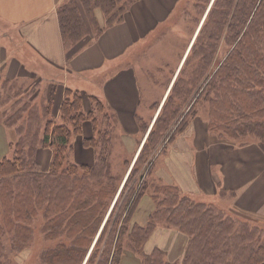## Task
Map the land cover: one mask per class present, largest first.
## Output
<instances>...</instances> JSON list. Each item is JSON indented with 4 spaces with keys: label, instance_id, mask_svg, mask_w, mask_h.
Wrapping results in <instances>:
<instances>
[{
    "label": "trees",
    "instance_id": "trees-1",
    "mask_svg": "<svg viewBox=\"0 0 264 264\" xmlns=\"http://www.w3.org/2000/svg\"><path fill=\"white\" fill-rule=\"evenodd\" d=\"M134 1L62 0L56 16L66 53L72 55L104 28L122 21ZM207 7L119 192L121 182L115 184L109 173L111 133L103 121L113 116L98 98L89 96L85 110L83 95L66 89L59 122L49 99L40 104V114L32 101H22L20 90L14 99H0V122L13 132L9 154L0 157V264L7 262L5 235L10 250L21 248L38 210L45 237L54 242L41 250L39 264H118L125 251L138 255V264H264V236L254 238L248 224L236 226L231 216L181 194L175 185H151L152 210L144 223L132 220L150 187L145 179L154 160L138 182L141 168L164 140L171 142L185 130L200 100L208 101L207 129L219 139L239 141L251 135L264 141V0H207L198 19ZM221 43L229 49L216 63ZM9 103L10 110L3 108ZM85 122L91 128L87 136L82 133ZM77 135L83 147L95 152L91 164L67 160ZM44 148L51 150L47 171L39 170L36 159ZM158 224L188 237L179 261H168L158 247L144 250Z\"/></svg>",
    "mask_w": 264,
    "mask_h": 264
},
{
    "label": "crops",
    "instance_id": "crops-1",
    "mask_svg": "<svg viewBox=\"0 0 264 264\" xmlns=\"http://www.w3.org/2000/svg\"><path fill=\"white\" fill-rule=\"evenodd\" d=\"M61 1L0 0V84L8 81L9 86L21 88L22 95V84L28 82V87L31 82H37L39 94H44L43 98L52 103L54 119H59L66 89L83 95L85 110L90 106L88 97L94 96L111 112L114 121L119 122L123 117L129 119L132 128L125 131L120 127L118 132V135L126 133L122 135L121 144L126 143L125 137L130 134L132 142L127 144L134 145L125 177L183 66L206 10L193 32L188 33L159 98L143 102L131 66L120 69L107 78L105 84H99L96 77L107 68L111 70L121 55L127 54L153 27L176 14L180 5L183 11L185 0H136L126 10L122 21L104 28L72 55L66 53L59 31L56 7ZM173 28H176L174 24ZM88 85L94 92H89ZM106 86L109 89H105ZM141 103L150 115L148 119L138 113ZM7 133L8 129L0 122V157L9 154ZM163 144L148 161V164L153 160L155 163L157 155L164 153L155 169L156 182L175 185L181 194L201 202L216 201L221 195H227L230 211L264 221V141L251 135L239 141L219 139L207 129L205 117L197 113L184 131L171 142L164 140ZM41 155L48 156L43 162L48 166L51 150L39 149L36 157ZM136 212L137 207L134 214ZM148 213L141 215L136 223H144ZM187 239L181 231L158 224L146 240L144 250L148 252L158 247L165 252L168 261H179ZM138 262V255L125 251L118 264Z\"/></svg>",
    "mask_w": 264,
    "mask_h": 264
},
{
    "label": "rangeland",
    "instance_id": "rangeland-1",
    "mask_svg": "<svg viewBox=\"0 0 264 264\" xmlns=\"http://www.w3.org/2000/svg\"><path fill=\"white\" fill-rule=\"evenodd\" d=\"M207 3V0H200V2L197 0H185L183 5V11L181 5L176 9V14L169 16L167 20L162 22L156 27H153L151 31L145 36V38L140 39L138 43L133 47L132 49H129L130 51L127 52L124 56L121 55L119 57L118 62L114 65V67L111 70L105 69L104 71L100 72L99 75H97L96 79H98L99 84L103 83L105 84V81L107 78H110V76L116 75L117 72L120 71L122 68H126L127 66H131L133 68L132 70L135 72L136 76V86L138 91L141 94V99L143 102H148L150 98H154L155 100L159 98L161 95L165 85L167 84L171 71L173 70L174 66L177 63L178 57L188 39L189 32H193L195 26L197 25L198 18L200 16V13L203 11V8H205V5ZM183 12V16L181 15ZM183 19V21H182ZM173 24L176 26V28H173ZM227 45L224 43L220 44L217 51L216 56V63L218 61H221L224 58L225 53L228 51ZM27 83L22 84L23 87V93H22V101L23 100H30V105L34 106L33 110H36L37 114L41 113V107L40 104L45 103L44 94H39L38 89V83H32L31 87H27ZM0 99L3 100V103L6 101L12 99L13 94L15 91L20 90L19 93L22 92V89H20L17 86H9L8 83L6 84L5 81H3L0 84ZM27 88V89H25ZM89 92H94L91 85H88ZM105 89H109L107 86ZM87 92V91H86ZM87 92V93H89ZM18 93V94H19ZM14 99V98H13ZM20 99V100H21ZM87 100V99H86ZM21 101V102H22ZM10 103L3 106L8 107L6 109L10 110ZM89 107V105H88ZM196 112L198 113V116L205 117L207 120L208 117V108L209 104L206 100H200L198 104L195 105ZM106 113H110L106 109ZM105 112V111H104ZM138 113L142 116H146L145 118L148 119L150 115L147 114L146 111H144L143 103L140 104ZM52 114V113H51ZM108 114V115H110ZM25 115V113H24ZM97 116H100L97 115ZM54 118V117H53ZM56 122L60 121L58 117L54 119ZM105 122V125L107 124L109 130H110V143H109V151H110V166H109V173L114 178L115 184H118L121 182L124 173L127 169V161H130V158L132 157V150L134 148V145L127 144L128 141L132 142V136H126L124 142L121 144L122 135L126 133H122L118 135V132L120 131V127H122L125 131L127 129H131V124H128L129 119H126L123 117L118 121H114L113 117L107 120H103ZM100 124V123H99ZM42 126V123L40 124V127ZM100 127H103L102 124H100ZM90 126L89 123L86 122L83 127L82 133H84V136H87L90 134ZM133 130V129H132ZM12 130H8V133L6 135L7 141H10L12 138ZM42 134V129L39 130V136ZM127 138V139H126ZM227 140V139H225ZM81 136H73L72 137V144L73 148L70 151V153L67 154V160L69 161H75L77 163H88L91 164L94 161V150L90 147H83L81 144ZM132 149V150H131ZM11 155V152H10ZM9 155V156H10ZM164 153L161 152L159 155H157L155 163L152 165V168L149 169L148 175L146 176V183L149 184V189L147 192L141 197L142 199L139 201L137 205V212L133 215L132 220L133 222H139V218L141 215H145L148 213L153 207V202L151 199V191L152 187L156 184V174L155 169L158 167V165L161 163L163 159ZM48 156L41 155L40 157H36L37 161L39 163V170L41 171H47L48 166L47 164L43 163L44 160L47 159ZM48 162V161H46ZM113 164V165H112ZM45 165V166H44ZM47 166V167H46ZM149 164H145V168H141L142 173L145 174L146 169L148 168ZM145 177L143 175L142 178L139 177V181L141 182L142 179ZM135 179V176L132 180ZM154 180V182H153ZM222 197H219L216 201H206L208 205H212L215 209L219 210L220 212L224 213V215L231 216L233 219H235V225L240 226L238 224H241L242 222L248 224V228H252L255 230L253 233V237L256 238L259 236L262 238L264 236V221L261 220H255V219H249L245 218L242 215H239L237 213H233L228 208L227 203V195H221ZM136 215V216H135ZM244 217V218H243ZM43 216L42 212L40 210L37 211L36 215L34 216L30 226V235L28 237V240L23 242L21 244V248L16 250H10L7 244H9L10 239L8 233L5 235V258L4 261L6 264H39V256L40 252L44 247H47L54 242L52 240H48L45 237V232H43ZM126 241V240H125ZM127 252V251H126Z\"/></svg>",
    "mask_w": 264,
    "mask_h": 264
},
{
    "label": "water",
    "instance_id": "water-1",
    "mask_svg": "<svg viewBox=\"0 0 264 264\" xmlns=\"http://www.w3.org/2000/svg\"><path fill=\"white\" fill-rule=\"evenodd\" d=\"M143 175H144V174H141V175H140V178H142V177H143ZM116 196H117V195H116ZM116 196H115V198H116ZM115 198H114V199H115Z\"/></svg>",
    "mask_w": 264,
    "mask_h": 264
},
{
    "label": "bare ground",
    "instance_id": "bare-ground-1",
    "mask_svg": "<svg viewBox=\"0 0 264 264\" xmlns=\"http://www.w3.org/2000/svg\"><path fill=\"white\" fill-rule=\"evenodd\" d=\"M123 179H124V177L122 178L120 185L122 184V182H123Z\"/></svg>",
    "mask_w": 264,
    "mask_h": 264
}]
</instances>
